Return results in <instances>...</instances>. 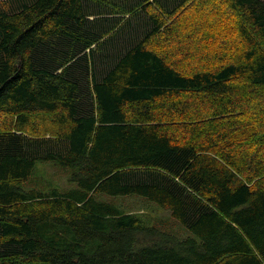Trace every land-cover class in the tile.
<instances>
[{
	"label": "trees",
	"instance_id": "obj_1",
	"mask_svg": "<svg viewBox=\"0 0 264 264\" xmlns=\"http://www.w3.org/2000/svg\"><path fill=\"white\" fill-rule=\"evenodd\" d=\"M213 1L0 0V264H264V0Z\"/></svg>",
	"mask_w": 264,
	"mask_h": 264
},
{
	"label": "rangeland",
	"instance_id": "obj_2",
	"mask_svg": "<svg viewBox=\"0 0 264 264\" xmlns=\"http://www.w3.org/2000/svg\"><path fill=\"white\" fill-rule=\"evenodd\" d=\"M211 3V6L208 8H212L214 4L213 0H205ZM202 12V11H201ZM189 13H187L186 17H189ZM202 15V14H201ZM182 17V16H181ZM189 19H191L189 17ZM233 20V19H232ZM228 21V20H227ZM225 22V21H223ZM226 26L225 23L221 27ZM180 30V29H179ZM180 31H185L184 27H181ZM188 31V30H187ZM221 31L226 35L232 36L233 31L229 30L228 27L222 28ZM185 62V61H183ZM72 172V168L70 167H62L52 161H37L34 165L32 174L25 184L27 187H37L49 189L51 187H59L61 189L74 186V183L69 181L68 178ZM99 198H104L106 200H110L119 205V207L123 208L125 211L135 212L137 215L146 220L147 224H154L160 227H165L170 230H175L177 232H181L182 227H179L173 218L170 216V212L162 207H160L157 203L150 201L139 195H126V196H116L110 197L101 194Z\"/></svg>",
	"mask_w": 264,
	"mask_h": 264
}]
</instances>
